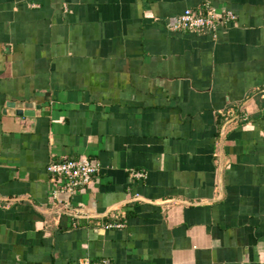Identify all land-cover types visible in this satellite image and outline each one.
<instances>
[{
	"label": "crops",
	"instance_id": "obj_1",
	"mask_svg": "<svg viewBox=\"0 0 264 264\" xmlns=\"http://www.w3.org/2000/svg\"><path fill=\"white\" fill-rule=\"evenodd\" d=\"M83 257L264 264V0H0V264Z\"/></svg>",
	"mask_w": 264,
	"mask_h": 264
},
{
	"label": "built area",
	"instance_id": "obj_2",
	"mask_svg": "<svg viewBox=\"0 0 264 264\" xmlns=\"http://www.w3.org/2000/svg\"><path fill=\"white\" fill-rule=\"evenodd\" d=\"M236 16L230 10L218 14L215 9L205 4L199 12L191 9L184 10L177 19L175 29L181 31H211L214 32L222 22L234 21ZM98 168L95 162L86 156L75 159L65 158L62 161L50 162L47 165V171L54 176L60 177L62 183L59 190L54 192V197L58 192L71 194L76 189L85 187L91 181ZM134 176L142 177L140 172H134ZM79 264H106L104 261L93 260L89 257H83Z\"/></svg>",
	"mask_w": 264,
	"mask_h": 264
},
{
	"label": "water",
	"instance_id": "obj_3",
	"mask_svg": "<svg viewBox=\"0 0 264 264\" xmlns=\"http://www.w3.org/2000/svg\"><path fill=\"white\" fill-rule=\"evenodd\" d=\"M7 107L15 108L16 114L19 116H28L34 117V110L39 109L38 105H35L33 102H10ZM67 195V194H65Z\"/></svg>",
	"mask_w": 264,
	"mask_h": 264
},
{
	"label": "trees",
	"instance_id": "obj_4",
	"mask_svg": "<svg viewBox=\"0 0 264 264\" xmlns=\"http://www.w3.org/2000/svg\"><path fill=\"white\" fill-rule=\"evenodd\" d=\"M119 223V222H118Z\"/></svg>",
	"mask_w": 264,
	"mask_h": 264
}]
</instances>
